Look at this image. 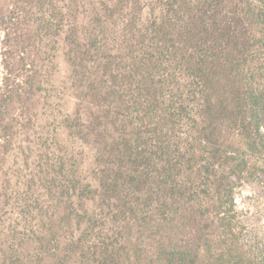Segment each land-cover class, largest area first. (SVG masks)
Masks as SVG:
<instances>
[{"label":"rangeland","instance_id":"374dc122","mask_svg":"<svg viewBox=\"0 0 264 264\" xmlns=\"http://www.w3.org/2000/svg\"><path fill=\"white\" fill-rule=\"evenodd\" d=\"M255 6L0 0V264H149L157 235L143 224L170 201L177 177L176 126H158V116L188 91L181 64L190 53L209 43L255 47ZM247 160L233 216L245 242L264 234V161ZM173 208L158 218L176 242L184 222ZM136 239L140 249L126 254Z\"/></svg>","mask_w":264,"mask_h":264},{"label":"trees","instance_id":"16d2710c","mask_svg":"<svg viewBox=\"0 0 264 264\" xmlns=\"http://www.w3.org/2000/svg\"><path fill=\"white\" fill-rule=\"evenodd\" d=\"M255 2L248 13L256 24L255 47L248 50L236 41L226 47L209 43L200 52L188 53L186 66L181 64L191 80L188 91L181 89L174 106L158 116V126H176L173 163L168 164L177 177L168 187L170 201H163L157 211L163 213L161 220L167 219L164 213L173 206L180 216L176 222H184L179 232L184 234L172 242L162 233L158 213L148 217L144 230L157 235L147 250L149 264H264V234L245 242L233 224L234 184L250 174L248 156L264 161V0ZM216 86L230 96L213 92ZM162 149L167 151V146ZM68 243L67 251L83 245L78 240ZM138 243L136 239L125 253H135ZM118 251L112 249L110 255Z\"/></svg>","mask_w":264,"mask_h":264}]
</instances>
